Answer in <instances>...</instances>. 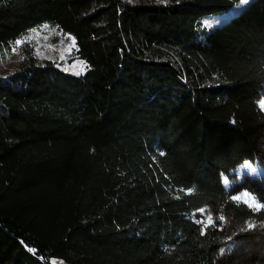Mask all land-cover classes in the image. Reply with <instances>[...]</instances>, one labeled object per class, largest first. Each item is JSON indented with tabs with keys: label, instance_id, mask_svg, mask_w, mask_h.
Segmentation results:
<instances>
[{
	"label": "trees",
	"instance_id": "1",
	"mask_svg": "<svg viewBox=\"0 0 264 264\" xmlns=\"http://www.w3.org/2000/svg\"><path fill=\"white\" fill-rule=\"evenodd\" d=\"M238 2L0 0V264H264V0L204 23Z\"/></svg>",
	"mask_w": 264,
	"mask_h": 264
},
{
	"label": "rangeland",
	"instance_id": "2",
	"mask_svg": "<svg viewBox=\"0 0 264 264\" xmlns=\"http://www.w3.org/2000/svg\"><path fill=\"white\" fill-rule=\"evenodd\" d=\"M243 7L244 6H241L238 2L234 6L223 12L213 13L211 16L204 18V23L207 26L220 25L232 15L240 11ZM34 29L36 31L33 32L31 30V32L27 35V38L33 41V44L35 45V48L40 56L63 61L65 65L75 67L78 71H81L83 62L80 59L73 57L75 43L73 44L74 39L72 37L64 35L56 28L50 26H48L47 29H45L43 26ZM261 98H264V88L262 89V93L260 94V99ZM253 163L257 165L258 170V174L253 176H260L264 174V153H262L257 160L253 161ZM232 174L236 175V169L232 172ZM246 174H249L247 170L244 171L243 176L238 180H241ZM244 193H248L251 197H254L256 199L253 193L247 189L242 190L241 192L236 194L235 197L241 196V200L245 201L246 198L243 196ZM256 202L261 204L257 199ZM251 250L253 249L251 248ZM253 252L256 251L254 250ZM52 262L53 264H65L63 261H60L58 259H53Z\"/></svg>",
	"mask_w": 264,
	"mask_h": 264
},
{
	"label": "snow or ice",
	"instance_id": "3",
	"mask_svg": "<svg viewBox=\"0 0 264 264\" xmlns=\"http://www.w3.org/2000/svg\"><path fill=\"white\" fill-rule=\"evenodd\" d=\"M157 2H158V3L167 4V3L169 2V0H157ZM177 2H179V0H177ZM249 3H250V0H239V4H240L241 6H247ZM43 27H44L45 29H47L48 26H47V25H44ZM208 27H211V25H208ZM32 31L35 32L36 30L33 29ZM16 43H17V44H20V41H17ZM74 43H75V41L73 40V44H74ZM13 50L15 51V49H13ZM85 70H86V68L82 67V68H81V71L75 72L74 74H76V75H80V74H82V72L85 71ZM258 107H259L261 110H264V101H262V102L258 105ZM162 154H163V153H162ZM251 174H252V175H256V174H258V170H254ZM188 191L191 192L192 189H189ZM243 196L246 198V199H245V203H246L250 208H253V209H256V210H260L262 207H264V205H261V204L257 203V202H256V199H255L254 197H251L248 193H244ZM232 199H233L234 201H240V200L242 199V197H241V196H236V197H233ZM199 211H200L201 213H203L205 210H204L203 208H201V209H199ZM219 219H220L221 221H224V220H225V217H224L223 215H221V216L219 217ZM212 222H213V217H212V215H210V214L207 216V218H206V222H205V221H200V220L197 221L198 224H203L205 229H206V228L209 226V224H211ZM247 227H248V229H252V228L254 227V225L251 224V223H249V224L247 225ZM32 251H34V250H32ZM221 254H223V250H221Z\"/></svg>",
	"mask_w": 264,
	"mask_h": 264
},
{
	"label": "clouds",
	"instance_id": "4",
	"mask_svg": "<svg viewBox=\"0 0 264 264\" xmlns=\"http://www.w3.org/2000/svg\"><path fill=\"white\" fill-rule=\"evenodd\" d=\"M262 101H264V98H261L257 101V104L259 105ZM247 170L249 174H251L254 170H257V165L254 164L249 159H244L239 165L236 167V175L237 179L243 176L244 171ZM221 183L225 190H228L230 187L232 181L229 179L228 175H225L224 173H221Z\"/></svg>",
	"mask_w": 264,
	"mask_h": 264
}]
</instances>
